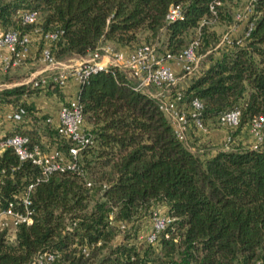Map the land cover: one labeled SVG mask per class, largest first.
I'll use <instances>...</instances> for the list:
<instances>
[{
  "label": "trees",
  "instance_id": "16d2710c",
  "mask_svg": "<svg viewBox=\"0 0 264 264\" xmlns=\"http://www.w3.org/2000/svg\"><path fill=\"white\" fill-rule=\"evenodd\" d=\"M0 0V27L28 31L17 10H38L44 29L61 33L52 44L59 60L84 55L103 42L133 47L160 40V52L181 51L198 38L204 61L181 89L190 108L200 100L208 125L239 108L235 135L256 116H264V0ZM181 14L166 18L172 5ZM238 7H241V10ZM210 19L244 21L239 36L223 40ZM249 33L246 34L248 27ZM39 43V54L41 49ZM29 58V57H27ZM26 58V59H27ZM13 67L0 82L18 81ZM46 86L19 83L0 89V103L25 108L21 122L0 135L26 134L30 144L67 152L71 141L39 113L33 100ZM84 124L92 142L79 152V169L53 171L41 178L39 166L20 160L11 147L0 151V209L30 191L32 221L12 233L0 229V264H39V254L58 253L47 264H264V138L258 147H220L212 153L192 149L179 138L154 96L136 87L128 70L116 65L91 72L78 88ZM90 181V185L87 184ZM172 219L157 240L139 237L153 212Z\"/></svg>",
  "mask_w": 264,
  "mask_h": 264
},
{
  "label": "built area",
  "instance_id": "2783aa9c",
  "mask_svg": "<svg viewBox=\"0 0 264 264\" xmlns=\"http://www.w3.org/2000/svg\"><path fill=\"white\" fill-rule=\"evenodd\" d=\"M214 0L210 4V9L214 11ZM251 4L245 6L243 13L237 12L236 17L242 18L250 12ZM181 14L179 4L172 5L168 10L166 18L176 19ZM17 16L23 23L33 24L25 32L16 28L0 27V72L5 73L12 67L23 62L28 56H31V46L34 43H42L40 57L45 61L42 70L59 68L56 75L46 78L44 75H34L24 83L30 87L46 86L49 79H53L60 87L66 85L67 68L72 75L78 78L81 83L91 72L106 68L109 65H116L122 69L128 70L136 87L147 91L150 95L157 98L160 107L163 109L170 120L175 133L179 138L188 144V133L191 128L200 132H206L207 126L200 116L202 104L198 98H193L190 102V108H184L181 102L182 91L177 86L180 75L193 73L198 66L200 55L197 53L198 38L192 39L181 51L170 52L165 50L160 52L158 47L152 42H142L133 47H119L111 42H103L93 49L81 55L83 60L73 67L63 63L54 57L52 44L58 39L61 30L58 28L44 29L41 25V18L38 10L31 8H22L17 10ZM248 27L246 34L251 29ZM230 34L223 35L221 41H229ZM154 86L155 92L149 90ZM25 114L23 106H17L12 111L5 114L7 119L12 121H21ZM240 109L234 108L223 112L218 116V122L226 128H234L239 122ZM47 120L52 123L57 132L69 139L71 145L67 152L55 148L44 149L38 144H30L29 137L26 134L14 132L12 134L0 137V151L4 147H11L20 160H30L39 166L41 178H47L53 171L79 168L80 150L92 142V134L84 124L82 107L78 102L77 96H73L59 105L56 118L48 116ZM247 132L252 138L250 146L258 147L264 138V116L254 117L246 126ZM226 140H232L230 133L225 136ZM90 185V181H87ZM33 188V182L28 183L20 193L23 203V210L14 208L12 202L8 206L0 209V229L6 228L8 233H12L19 222L29 223L32 221L33 208L30 206V191ZM172 218L168 215L154 211L152 215V224L139 237L148 242L157 240L159 232ZM58 253L48 251L38 255L39 264H47L53 260ZM260 264V261L257 262Z\"/></svg>",
  "mask_w": 264,
  "mask_h": 264
},
{
  "label": "rangeland",
  "instance_id": "374dc122",
  "mask_svg": "<svg viewBox=\"0 0 264 264\" xmlns=\"http://www.w3.org/2000/svg\"><path fill=\"white\" fill-rule=\"evenodd\" d=\"M246 0H239L240 6H245ZM241 10V7H238ZM209 24L211 28L215 29L218 33L223 35L225 33H229L231 36H239L243 30V25L244 21L241 22L240 24L234 23V24H226L224 21H220L218 19H210ZM154 43L157 47L161 45L160 40H153L151 41ZM36 46L34 47V50L31 54V56H28L29 58L25 59L21 64L13 67L12 71L17 72L22 74L21 78L18 81H26L30 79L34 75H44L46 78H50L52 75H56L58 70H61L59 68H53V69H46L45 71H42L39 73V70L45 66V61L41 59L40 54H39V45L36 43ZM206 53L200 54L199 61H198V66L194 70L193 73L183 75V72H179L178 75H180V78L178 79V87L182 88L185 86V84L189 81L190 77L197 71L199 66L202 65L204 58H205ZM83 60V57L81 55L77 54H69L63 57L62 59H59V61L72 65L73 67H77V65ZM68 72L67 73V78L66 80H70L74 75L71 74L70 69L67 68ZM1 88V86H0ZM157 88L154 86H150L149 90L151 92H155ZM51 93H47L45 89L40 90L38 94H34L32 97H34V103L37 106H43L45 102H49L50 100L52 101V98H48ZM244 132L247 131V127L244 126L242 128ZM231 130L226 128L225 126H222L218 121L215 122H210L207 125V131L206 132H200L195 130L194 128H191L188 133V144L192 147V149L200 151V152H207L210 153L212 150H216L220 147H232V146H237V145H250V141H244L242 143V140L244 138L239 139V134L241 132H238L237 135H235L234 140L231 142H227L225 136L227 133H230ZM249 135V133H248ZM245 140V139H244ZM147 229V228H146ZM145 229V230H146Z\"/></svg>",
  "mask_w": 264,
  "mask_h": 264
},
{
  "label": "crops",
  "instance_id": "0c3cea01",
  "mask_svg": "<svg viewBox=\"0 0 264 264\" xmlns=\"http://www.w3.org/2000/svg\"><path fill=\"white\" fill-rule=\"evenodd\" d=\"M36 46L35 43L32 44L31 46V54L34 50V47ZM43 68H41L40 70H42ZM39 70V71H40ZM4 73L0 72V76L3 75ZM19 83H23L22 81H9V82H0V86L1 88L3 87H9V86H13ZM80 82L78 80L77 77L73 76L70 80L67 81L66 85H64L63 87H61V91H62V96H58L55 92H51V95L48 96V98H52V101L50 100L49 102H45L44 107L43 106H37L39 108V113H47L49 114V116H52L54 118H56L57 116V110L59 108V105L66 101L67 99L75 96L77 94L78 88H79ZM0 88V89H1ZM34 97H28L27 99L29 100H33ZM14 108H16L15 105L11 104V103H0V135H2L3 133H5L6 130L8 129H12L13 127H15V125L19 124L21 121H12L10 119H7L5 117V114L9 111H12ZM241 134H239V139L244 138L242 140V143L244 141H252V138L250 135H248V132H244L243 130L240 131ZM214 150H212L210 153L214 152Z\"/></svg>",
  "mask_w": 264,
  "mask_h": 264
}]
</instances>
